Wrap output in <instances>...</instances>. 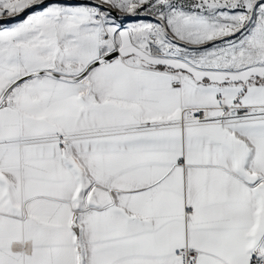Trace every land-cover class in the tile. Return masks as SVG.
<instances>
[{
    "label": "snow or ice",
    "instance_id": "6c2138e0",
    "mask_svg": "<svg viewBox=\"0 0 264 264\" xmlns=\"http://www.w3.org/2000/svg\"><path fill=\"white\" fill-rule=\"evenodd\" d=\"M0 264H264V0H0Z\"/></svg>",
    "mask_w": 264,
    "mask_h": 264
}]
</instances>
